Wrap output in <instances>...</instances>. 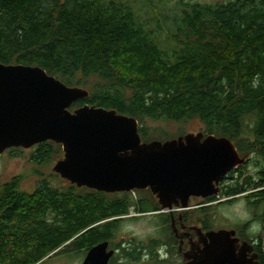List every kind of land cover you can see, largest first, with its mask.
I'll return each instance as SVG.
<instances>
[{
	"label": "trees",
	"instance_id": "1",
	"mask_svg": "<svg viewBox=\"0 0 264 264\" xmlns=\"http://www.w3.org/2000/svg\"><path fill=\"white\" fill-rule=\"evenodd\" d=\"M176 1L172 13L144 18L126 0H0V61L40 65L87 88L89 96L71 109L90 104L135 116L144 141L157 130L148 120L197 119L205 134L228 136L260 167L259 180L232 170L220 194L207 198L231 203L252 186L264 188V0ZM32 151L38 163L64 156L51 140ZM62 181L41 178L33 191L23 189L20 176L0 181V264H40L57 252L86 255L106 240L118 249L110 264H136L144 253L165 260L160 239L113 242L132 206L170 228L171 215L150 189L136 190L149 194L134 200L131 192ZM247 198L254 208L264 205ZM210 215L198 219L204 230L212 229ZM258 217L264 225V211ZM259 237L264 245V228Z\"/></svg>",
	"mask_w": 264,
	"mask_h": 264
},
{
	"label": "water",
	"instance_id": "2",
	"mask_svg": "<svg viewBox=\"0 0 264 264\" xmlns=\"http://www.w3.org/2000/svg\"><path fill=\"white\" fill-rule=\"evenodd\" d=\"M88 96L87 88L69 85L40 65L0 61V155L13 147L59 143L64 156L53 170L62 178L108 193L150 189L161 211L171 213L175 232L174 211L192 208V197L219 195L222 181L247 160L226 135L199 131L144 141L135 116L90 104L71 109ZM192 228L206 240L193 254L192 248L182 250L181 239L186 264H248L252 246L244 242L239 250L235 229ZM116 252L102 241L82 264H110Z\"/></svg>",
	"mask_w": 264,
	"mask_h": 264
},
{
	"label": "rangeland",
	"instance_id": "3",
	"mask_svg": "<svg viewBox=\"0 0 264 264\" xmlns=\"http://www.w3.org/2000/svg\"><path fill=\"white\" fill-rule=\"evenodd\" d=\"M126 1L144 18L152 17L156 12L159 14L172 13L170 10L177 4L176 0H168L167 2H165V0ZM198 1L214 2L216 0ZM148 125L152 127V129H157L155 132L153 130V138L157 140H165L168 138L167 136H179L182 131L184 133L199 132L202 129V123L197 119L181 123L148 120ZM162 131H165L166 134L162 133ZM34 147L17 149L14 151H10L9 149L5 150L0 155V181H8L13 177L20 176L22 187L27 191H33L41 178H48L53 184H64L62 181L64 178L59 174L58 176L54 175L56 172L53 170V167L58 159L38 163L31 157ZM255 162V158L250 156L244 164L235 168L234 177H237L242 170L247 177L252 175V173H257L260 167L257 166ZM136 190L143 191L147 189ZM136 190L131 191L134 200H138L140 197H146L149 194L147 192H137ZM224 200L225 197L219 196L215 201L210 200L214 201L210 203L206 202L207 200H204L202 197H192L190 201L192 208L186 210L187 216L189 217L188 221L192 224L195 223L197 226H202L200 222H198V219L205 217V212H209L211 214L209 222L212 229L246 228V230L251 233L256 232L259 234L263 232L264 225L261 219H259L258 213L264 211V205L254 208L249 204L246 196H241L237 200L233 199L231 203H222ZM204 207L208 210L202 211ZM127 216L128 217L122 221L117 236L113 241L114 243L118 245L121 243V245L127 246L128 241L132 238L137 239V241H149L151 238H157L165 242L164 246L161 247V257L165 258V260L159 261L151 259L150 256L144 253L140 261L136 264H186L182 253L178 249L177 241L172 237L171 229L168 227V230H165L163 228V222L159 217L151 214L139 216V214L135 212L134 206L130 208V214ZM111 248L116 249V246L113 245ZM84 257L85 255L81 253L57 252L44 258L40 264H82Z\"/></svg>",
	"mask_w": 264,
	"mask_h": 264
},
{
	"label": "flooded vegetation",
	"instance_id": "4",
	"mask_svg": "<svg viewBox=\"0 0 264 264\" xmlns=\"http://www.w3.org/2000/svg\"><path fill=\"white\" fill-rule=\"evenodd\" d=\"M236 173H237V171H236ZM250 176H255V177H257L258 180L260 179L259 174L256 172L252 173V175H250ZM257 179H255V181H258ZM248 195L251 197L250 199L252 201H264V188H263V186H260V185L252 186L249 194H245V193L239 194L237 196H234L233 199L237 200L241 196L248 197ZM204 200L210 201L207 198L206 199L204 198ZM224 201H228V200L225 199ZM186 210H188V209H186ZM186 210H175L174 211L178 230H177V232H175L172 229V216H171V220H170V229L172 232L173 239L177 241L179 251L182 253L184 250H186V249L188 250L189 248H192V251L194 254V253H197L199 251V249L203 247V243L206 240V237L202 233H200L198 231V229L192 228V226H197V225L195 223L192 224L188 221L189 217L187 216ZM175 212H177V213H175ZM168 213L171 215L170 212H168ZM180 214L182 215V218H180ZM235 230H236V236L240 238V242L238 243L239 244V247H238L239 250H241L242 247H244L243 246L244 242H248L252 246L251 251L248 252V262L247 263L249 264L250 262H253V263L255 262V264H259L260 263V252L264 250V245L260 240L259 234L256 232H253V233L248 232L246 230V228H242V229L239 228V229H235ZM181 239L184 242L183 247H182L183 251L180 249Z\"/></svg>",
	"mask_w": 264,
	"mask_h": 264
}]
</instances>
